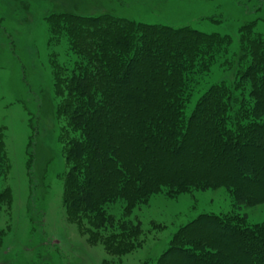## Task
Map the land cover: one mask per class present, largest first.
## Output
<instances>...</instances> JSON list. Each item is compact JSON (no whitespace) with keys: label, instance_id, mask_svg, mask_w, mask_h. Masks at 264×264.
Here are the masks:
<instances>
[{"label":"trees","instance_id":"1","mask_svg":"<svg viewBox=\"0 0 264 264\" xmlns=\"http://www.w3.org/2000/svg\"><path fill=\"white\" fill-rule=\"evenodd\" d=\"M58 19L78 55L73 70L63 81L56 75L55 84L61 115L80 133L67 156L66 214L72 221L103 229L112 224L104 214L108 205L126 203L127 217L163 189L224 188L237 205L264 204L261 35L250 38L235 86L211 84L187 119L189 86L225 49L223 36L107 16L67 13ZM3 140L0 126V178L8 170ZM6 192H0V208L9 202ZM126 217L119 225L124 231ZM194 224L173 236L160 264H264V223L249 228L237 219L204 216ZM202 224L212 234L199 238ZM132 238L121 239L123 251L135 244Z\"/></svg>","mask_w":264,"mask_h":264},{"label":"rangeland","instance_id":"2","mask_svg":"<svg viewBox=\"0 0 264 264\" xmlns=\"http://www.w3.org/2000/svg\"><path fill=\"white\" fill-rule=\"evenodd\" d=\"M67 13L223 36L225 49L189 86L187 119L211 84L235 86L249 40L264 38V0H0V126L8 167L0 192L7 190L9 199L0 208V264H160L173 236L204 216L262 225L264 204L237 205L224 188L163 189L127 217L126 203L118 201L104 209L112 224L98 230L89 220L69 218L67 156L80 133L61 115L62 93L55 87L56 75L63 81L78 56L58 21ZM125 217L126 231L119 227ZM211 230L202 224L196 236ZM220 237L230 245L227 235ZM130 238L135 244L123 251L121 239Z\"/></svg>","mask_w":264,"mask_h":264}]
</instances>
